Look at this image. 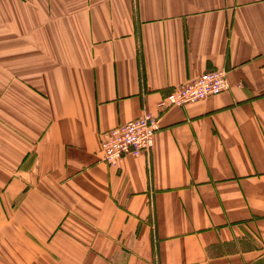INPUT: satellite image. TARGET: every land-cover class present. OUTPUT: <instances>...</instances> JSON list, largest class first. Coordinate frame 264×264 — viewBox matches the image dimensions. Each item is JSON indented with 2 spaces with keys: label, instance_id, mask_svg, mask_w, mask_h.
<instances>
[{
  "label": "crops",
  "instance_id": "0c3cea01",
  "mask_svg": "<svg viewBox=\"0 0 264 264\" xmlns=\"http://www.w3.org/2000/svg\"><path fill=\"white\" fill-rule=\"evenodd\" d=\"M0 264H264V0H0Z\"/></svg>",
  "mask_w": 264,
  "mask_h": 264
},
{
  "label": "built area",
  "instance_id": "2783aa9c",
  "mask_svg": "<svg viewBox=\"0 0 264 264\" xmlns=\"http://www.w3.org/2000/svg\"><path fill=\"white\" fill-rule=\"evenodd\" d=\"M229 89L227 72L223 69L213 70L178 87L162 101L160 108L184 107ZM159 130V121L148 114L112 129L103 136L101 142L102 160L109 166L116 167L127 155L150 154Z\"/></svg>",
  "mask_w": 264,
  "mask_h": 264
}]
</instances>
